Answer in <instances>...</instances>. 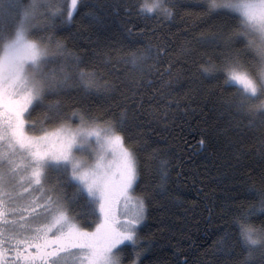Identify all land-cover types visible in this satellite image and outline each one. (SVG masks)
I'll return each mask as SVG.
<instances>
[{
  "label": "snow or ice",
  "instance_id": "6c2138e0",
  "mask_svg": "<svg viewBox=\"0 0 264 264\" xmlns=\"http://www.w3.org/2000/svg\"><path fill=\"white\" fill-rule=\"evenodd\" d=\"M99 7L0 0V264H144L154 248L142 234L150 204L157 197L183 203L169 187L166 150L131 134L143 115V84L158 82L147 77L165 64L171 77L180 61L164 59L168 45L159 39L91 57L70 51L56 33L81 14L99 22ZM181 9L197 25L181 52L186 70L194 66L215 84L207 90L225 119L221 132L235 133L230 146L248 151L243 137L251 136L261 161L240 185L245 198L230 207L217 264H264V0L137 5L138 14L169 19ZM136 34L144 35L128 32ZM117 94L121 105L101 110L88 102Z\"/></svg>",
  "mask_w": 264,
  "mask_h": 264
},
{
  "label": "trees",
  "instance_id": "16d2710c",
  "mask_svg": "<svg viewBox=\"0 0 264 264\" xmlns=\"http://www.w3.org/2000/svg\"><path fill=\"white\" fill-rule=\"evenodd\" d=\"M145 1L85 0L90 7L100 5L96 9L100 21L86 22L81 14L75 22L62 25L63 30L56 36L81 57H91L93 51L127 50L132 40L142 46L146 40L156 43L159 39L168 45L164 59L180 61L175 63L171 77L163 71L166 64L159 76L147 77L148 81L158 82L151 87L147 82L143 84V115L131 129L138 143L146 141L153 148L166 150L170 190L183 199L177 205L157 197L150 204L142 234L154 242V248L144 264H181L182 257H187L189 264H217L224 259L216 245L229 231L225 224L230 221V207L245 198L240 185L247 175L255 173L261 161L251 152L254 143L251 136L243 137L248 151L239 145L230 146L228 136L235 133L221 132L225 119L214 110V98L207 90L215 84L204 81L194 66L191 72L186 70L190 65L184 63L187 57L181 52L197 32L196 21L188 19L182 9L171 19L152 13L138 14L137 5ZM129 31L144 35L129 38ZM115 54L112 53L113 57ZM117 75L109 73L113 78ZM201 87L205 90L201 91ZM157 90L159 95L155 94ZM119 91L127 95L125 89ZM88 102L101 110L110 104L124 103L119 94L108 99L91 96ZM38 115L39 110L32 118ZM202 139L204 144L200 143ZM137 191H143V184Z\"/></svg>",
  "mask_w": 264,
  "mask_h": 264
},
{
  "label": "rangeland",
  "instance_id": "374dc122",
  "mask_svg": "<svg viewBox=\"0 0 264 264\" xmlns=\"http://www.w3.org/2000/svg\"><path fill=\"white\" fill-rule=\"evenodd\" d=\"M155 2V0H146L145 1V3H147V4H151V3H154ZM124 264H125V262H124Z\"/></svg>",
  "mask_w": 264,
  "mask_h": 264
}]
</instances>
